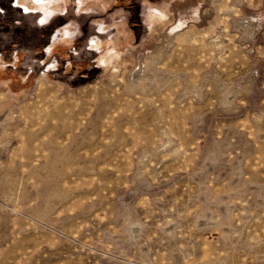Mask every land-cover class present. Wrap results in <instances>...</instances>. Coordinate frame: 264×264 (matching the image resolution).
I'll return each instance as SVG.
<instances>
[{
  "label": "rangeland",
  "instance_id": "374dc122",
  "mask_svg": "<svg viewBox=\"0 0 264 264\" xmlns=\"http://www.w3.org/2000/svg\"><path fill=\"white\" fill-rule=\"evenodd\" d=\"M128 1L0 15V264H264V0Z\"/></svg>",
  "mask_w": 264,
  "mask_h": 264
},
{
  "label": "crops",
  "instance_id": "0c3cea01",
  "mask_svg": "<svg viewBox=\"0 0 264 264\" xmlns=\"http://www.w3.org/2000/svg\"><path fill=\"white\" fill-rule=\"evenodd\" d=\"M25 0H0V15L1 14H4V13H6L7 11H6V9L4 8L5 6H8V8H10V10H16V11H18V12H23V13H25L24 11L25 10H23V9H25L26 7H28L26 4H25V2H24ZM69 1H71V0H69ZM75 1V0H74ZM10 2V3H9ZM19 2H20V4L21 3H23L24 4V6H22L21 7V5H19ZM116 2L118 3H122L123 1L122 0H116ZM115 2V3H116ZM7 3V4H6ZM124 4L126 3L127 5L129 4V1L128 0H126L125 2H123ZM23 8V9H22ZM74 10V9H73ZM28 11H31V10H28ZM33 11V10H32ZM75 11V10H74ZM71 12V11H70ZM72 13V12H71ZM74 13V12H73ZM72 13V14H73ZM25 14H29L28 12L27 13H25ZM71 14V15H72ZM102 14H104V13H102V11H97L94 15H102ZM60 15H63V13L62 14H60ZM94 15H92V17L94 16ZM60 17V16H59ZM128 17H129V22L130 23H132L133 21H134V14L133 13H129L128 14ZM49 18H51L50 16H49ZM8 21L7 22H11V20L10 19H7ZM44 20H46L44 23H48V21H49V19H43V21ZM100 21H104L103 20V18L101 19V20H99V22ZM39 22H41V21H39ZM38 22V24L40 25V23ZM94 21H92L91 22V24L93 23ZM98 22V23H99ZM4 22L2 21V20H0V25L2 24L3 26L5 25V24H3ZM19 23H21V22H19ZM25 24H26V21L24 22ZM24 23L22 22L21 23V25H24ZM41 23H43V22H41ZM44 23L42 24V25H44ZM71 23V22H70ZM89 24H90V22H89ZM77 25V24H76ZM3 26H1L2 27V30H0V33H3L4 31H3V29L5 28V29H8V27H3ZM74 27V26H73ZM76 28V27H75ZM74 28V29H75ZM3 31V32H2ZM6 31V30H5ZM58 32H60L59 30H58ZM68 32H70V31H68ZM75 36V35H74ZM1 38V37H0ZM70 41V40H69ZM51 46H54V44H52Z\"/></svg>",
  "mask_w": 264,
  "mask_h": 264
},
{
  "label": "bare ground",
  "instance_id": "6f19581e",
  "mask_svg": "<svg viewBox=\"0 0 264 264\" xmlns=\"http://www.w3.org/2000/svg\"><path fill=\"white\" fill-rule=\"evenodd\" d=\"M28 144H30V143H28ZM30 146H31V144H30ZM27 154H29V153H27ZM16 192V191H15ZM6 198V197H5ZM13 199V198H12ZM7 200V199H6ZM9 200V199H8ZM10 201V200H9ZM260 223V222H259ZM263 224V223H262ZM241 239V238H240ZM262 239V238H261ZM244 242V241H243ZM246 249V248H245ZM249 253V252H248Z\"/></svg>",
  "mask_w": 264,
  "mask_h": 264
}]
</instances>
